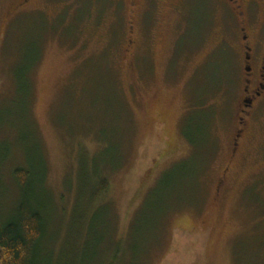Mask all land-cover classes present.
<instances>
[{
	"label": "rangeland",
	"instance_id": "374dc122",
	"mask_svg": "<svg viewBox=\"0 0 264 264\" xmlns=\"http://www.w3.org/2000/svg\"><path fill=\"white\" fill-rule=\"evenodd\" d=\"M23 1L0 0V222L20 194L13 169L44 164L37 263L264 264V95L241 113L225 0H142L136 12L128 0ZM82 160L110 189L98 234L73 252L64 232ZM169 177L162 188L180 201L148 250L152 230L128 228Z\"/></svg>",
	"mask_w": 264,
	"mask_h": 264
},
{
	"label": "trees",
	"instance_id": "16d2710c",
	"mask_svg": "<svg viewBox=\"0 0 264 264\" xmlns=\"http://www.w3.org/2000/svg\"><path fill=\"white\" fill-rule=\"evenodd\" d=\"M185 131H183L184 136L196 148L197 142L192 140ZM28 160L25 166L13 169V175L20 194L14 210L3 222H0V264H38L40 245L47 236L48 215L46 211L49 209L48 203L51 205V202H48L47 197L44 198V196H47V192L43 188L46 170L44 164L41 172V165H34L31 158ZM91 166V174L89 175L85 162L82 160L79 163L80 168L77 174L79 189L75 194L71 214L64 232L65 239L75 246L69 248V250L74 248L73 252L80 250V247L75 245L73 240L76 243L82 236L93 237V235L98 234L100 224L97 220L100 218V208L103 204L101 196L106 192L108 193L110 189L108 178L103 175V171L101 172L97 161L94 160ZM173 184H175V181L170 177L160 184L157 182V185L148 191L143 204L129 225L128 230L131 235L137 233L138 229L152 230L146 233L148 234L146 235V241L149 242L148 250L152 248L151 245L158 243L160 227H162L164 218L171 212L170 208H166L169 202L174 199H176V202L180 201L178 197L181 194H176L174 191L169 192V194L162 188H173ZM160 190H163V192L159 196L158 202L153 204L158 212L147 214L146 206L150 203L151 195L160 193ZM175 204L177 205V203ZM143 213L147 215L144 216ZM148 216L151 217L152 222H150ZM153 222L155 223L153 224Z\"/></svg>",
	"mask_w": 264,
	"mask_h": 264
},
{
	"label": "flooded vegetation",
	"instance_id": "af4514ba",
	"mask_svg": "<svg viewBox=\"0 0 264 264\" xmlns=\"http://www.w3.org/2000/svg\"><path fill=\"white\" fill-rule=\"evenodd\" d=\"M29 1L24 0L22 4L25 5ZM128 2L132 11L136 12L142 0H128ZM225 3L229 6L231 13L224 24L236 33L244 66L245 85L240 110L244 114L264 95V0H225ZM132 20H134L133 17ZM250 81L255 83L253 88L250 87ZM240 120L243 122V117Z\"/></svg>",
	"mask_w": 264,
	"mask_h": 264
}]
</instances>
